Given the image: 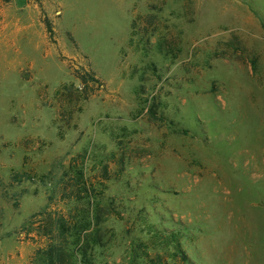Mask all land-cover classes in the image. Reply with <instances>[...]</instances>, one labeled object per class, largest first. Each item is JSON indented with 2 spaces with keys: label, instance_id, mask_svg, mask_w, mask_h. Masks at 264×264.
I'll use <instances>...</instances> for the list:
<instances>
[{
  "label": "rangeland",
  "instance_id": "1",
  "mask_svg": "<svg viewBox=\"0 0 264 264\" xmlns=\"http://www.w3.org/2000/svg\"><path fill=\"white\" fill-rule=\"evenodd\" d=\"M45 1L0 43V264L79 196L93 264H264V0Z\"/></svg>",
  "mask_w": 264,
  "mask_h": 264
},
{
  "label": "trees",
  "instance_id": "2",
  "mask_svg": "<svg viewBox=\"0 0 264 264\" xmlns=\"http://www.w3.org/2000/svg\"><path fill=\"white\" fill-rule=\"evenodd\" d=\"M132 28L135 30V23H132ZM78 188L72 193L79 194ZM79 198L74 199L77 204L79 220L74 221V217H72L73 220H68L66 217L60 216L56 222H50L48 225L52 226L54 230L45 231L46 235L50 236V244L46 249L38 252L41 255L38 258L41 264H78L75 260L77 254H81L83 264H93L96 254L101 252L104 254V250L107 249L99 227L104 222L103 218L99 211L94 212L93 203L89 201L87 202L88 207H85L86 203L81 202L80 196ZM90 205L91 210H88ZM99 250L100 252H98ZM177 251L182 254L187 264H192L180 245L177 246ZM130 264H137V262L133 260Z\"/></svg>",
  "mask_w": 264,
  "mask_h": 264
},
{
  "label": "crops",
  "instance_id": "3",
  "mask_svg": "<svg viewBox=\"0 0 264 264\" xmlns=\"http://www.w3.org/2000/svg\"><path fill=\"white\" fill-rule=\"evenodd\" d=\"M32 1L33 0H11V2H9L10 5H4L3 8H0V17L2 16V19L0 20V43L17 41V39L22 35V31H19V29H17V27L22 23L21 19L17 17L13 19H7V17L5 16L7 10L18 11V13L25 14L30 8H32ZM72 1L78 2L80 0H46L45 3L48 10H56V12H59V15L61 16L62 11L60 9H62L64 5ZM8 6L9 9H7ZM9 25L14 26V31L11 33L7 32V27Z\"/></svg>",
  "mask_w": 264,
  "mask_h": 264
}]
</instances>
